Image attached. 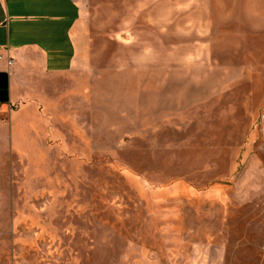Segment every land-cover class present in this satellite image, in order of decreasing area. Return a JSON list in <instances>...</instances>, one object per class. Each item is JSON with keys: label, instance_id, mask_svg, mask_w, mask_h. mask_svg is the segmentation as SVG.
<instances>
[{"label": "rangeland", "instance_id": "rangeland-1", "mask_svg": "<svg viewBox=\"0 0 264 264\" xmlns=\"http://www.w3.org/2000/svg\"><path fill=\"white\" fill-rule=\"evenodd\" d=\"M78 2L93 70L0 125V264H264V0Z\"/></svg>", "mask_w": 264, "mask_h": 264}, {"label": "crops", "instance_id": "crops-1", "mask_svg": "<svg viewBox=\"0 0 264 264\" xmlns=\"http://www.w3.org/2000/svg\"><path fill=\"white\" fill-rule=\"evenodd\" d=\"M80 15L78 0H0V125L13 106L29 105L22 97L43 106L55 85L68 96L93 70Z\"/></svg>", "mask_w": 264, "mask_h": 264}, {"label": "built area", "instance_id": "built-area-1", "mask_svg": "<svg viewBox=\"0 0 264 264\" xmlns=\"http://www.w3.org/2000/svg\"><path fill=\"white\" fill-rule=\"evenodd\" d=\"M9 63H11V60H9Z\"/></svg>", "mask_w": 264, "mask_h": 264}]
</instances>
